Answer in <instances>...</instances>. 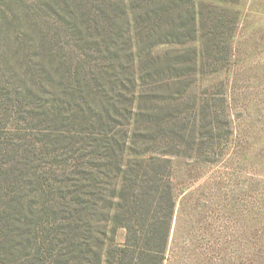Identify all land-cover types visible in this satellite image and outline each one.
Returning <instances> with one entry per match:
<instances>
[{"label":"rangeland","instance_id":"rangeland-1","mask_svg":"<svg viewBox=\"0 0 264 264\" xmlns=\"http://www.w3.org/2000/svg\"><path fill=\"white\" fill-rule=\"evenodd\" d=\"M93 2L0 0V211L15 209L4 216L9 232L0 228V264H58L57 254L67 244L61 225L74 208L84 209L82 201L91 205L84 194L92 193L91 180L107 197L114 192L115 174L101 168L106 155L95 152L89 138L93 128L87 132L83 126L95 120L78 111L79 105L107 106L108 91L105 98H96L85 86L88 80L94 85L96 74L90 69L98 62L95 47H101L104 57L116 58L122 67L117 78L123 86L115 85L110 102L118 114H126L118 96L129 98L132 90L127 86L133 70L127 42L131 35L119 0ZM233 7L224 8L238 19L231 57L210 67H222L217 75L198 76L191 92L169 109L179 115L181 131L185 124L191 126L195 105L209 100L214 129L213 135L205 132L204 141L214 144L199 159L187 152L170 157L176 197L164 264H264V0H238ZM100 11L109 14L106 20ZM85 42L93 48L82 49ZM99 63L100 72L109 64L104 59ZM151 88L136 90L142 91L136 96L142 111L161 106L157 97L167 99L176 90ZM115 121L120 127L125 122L119 115ZM169 128L157 143L177 140ZM99 207L92 216L80 213L81 225L93 228V241L104 224ZM114 242L123 244L124 230L116 231ZM14 244L19 246L13 249ZM93 245L84 264H93ZM72 256H67L69 264Z\"/></svg>","mask_w":264,"mask_h":264},{"label":"trees","instance_id":"trees-1","mask_svg":"<svg viewBox=\"0 0 264 264\" xmlns=\"http://www.w3.org/2000/svg\"><path fill=\"white\" fill-rule=\"evenodd\" d=\"M237 1L119 0L120 16L123 24H126V31L131 35L127 42L133 76L127 80V86L132 90L129 98L118 96V103L126 114H121V110L118 114L115 104L110 102L116 90L115 85L123 86L117 78V68L122 67L116 58L104 57L101 47H95L99 52L98 64L90 69L91 73L96 74L91 80L94 85L88 80L85 86L87 92L96 98L100 94L103 98L108 91L107 106L103 107L101 102L99 105L94 103L92 108L90 105H79L78 111L82 115H92L95 120L92 124L87 120L83 126L87 132L90 127L96 130L97 134L93 130L89 134L92 135L89 136L90 142L95 146L96 153L106 155V162L101 168H106V172H114L117 183L114 192L107 197L102 193L105 191L103 188L98 189L96 180H91L89 188L93 189L92 193H84L90 196L91 205L82 201L84 209L74 208L71 218L61 225L66 233L67 244L66 249L57 254L58 264H69L67 256L71 255L72 264H84L94 242L97 253L92 254L93 264H164L176 197L171 181L173 160L170 157H184L187 152L191 158L199 159L214 144L213 141H204L205 132L213 135L214 129L210 123L209 100H200L195 105L197 110L191 126L185 124L187 128L182 127L181 131L177 123L179 115L169 109L191 92V85L198 76L217 75L222 67L213 70L210 67L231 57V40L238 19L237 13L229 12V17L228 11L235 8L233 6H236ZM218 4L221 8L216 6ZM107 16L108 13L100 11L99 17L106 20ZM98 21L97 18L96 24ZM87 32L86 27H82L81 34L86 38ZM85 43L82 47L85 51L93 48L88 42ZM159 48L165 49L158 51ZM101 59L107 60L109 64L100 72ZM141 85L152 87V90L168 85L176 90L170 92L167 99L157 97L162 105L150 108L147 112L145 109L142 111L141 103L136 98L142 94L141 90L136 91ZM83 93L84 90L79 88L78 94L82 96ZM118 115L125 120L122 127L115 121ZM163 128H169L177 140L162 138L157 143L158 136L162 133L166 135ZM99 135L105 138L100 140ZM156 143L158 151L155 152L153 148ZM180 148L184 149L182 153ZM203 161L214 162L207 157ZM98 207L104 214V224L100 237H95L93 241V228L90 223L81 225L83 220L80 213L85 211L92 216ZM10 210L15 209L7 206L0 211V228L9 226L4 216H9ZM118 229L124 230V242L120 246L114 242ZM7 230L9 232V228ZM16 246L19 244H14L13 249ZM31 258L36 260L37 256Z\"/></svg>","mask_w":264,"mask_h":264}]
</instances>
